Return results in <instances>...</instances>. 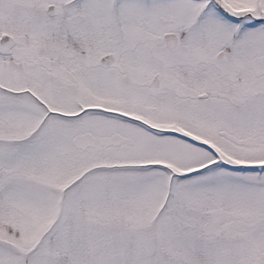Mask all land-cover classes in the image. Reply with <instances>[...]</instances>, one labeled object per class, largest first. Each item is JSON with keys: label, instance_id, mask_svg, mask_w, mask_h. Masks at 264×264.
I'll return each instance as SVG.
<instances>
[{"label": "snow or ice", "instance_id": "6c2138e0", "mask_svg": "<svg viewBox=\"0 0 264 264\" xmlns=\"http://www.w3.org/2000/svg\"><path fill=\"white\" fill-rule=\"evenodd\" d=\"M0 264H264V0H0Z\"/></svg>", "mask_w": 264, "mask_h": 264}]
</instances>
